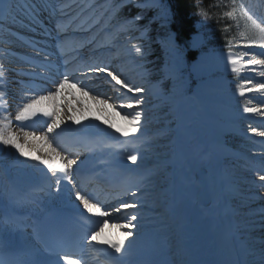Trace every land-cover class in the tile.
Listing matches in <instances>:
<instances>
[{
  "label": "rangeland",
  "instance_id": "1",
  "mask_svg": "<svg viewBox=\"0 0 264 264\" xmlns=\"http://www.w3.org/2000/svg\"><path fill=\"white\" fill-rule=\"evenodd\" d=\"M43 1H45V3L47 2L46 5H41V2ZM69 1L71 4L65 6L64 3ZM124 3L126 2L120 0H14L10 5L16 9V19L12 20L10 18L4 22L0 21V29H2L0 33H4L2 36L5 39H9L16 44L18 42L23 43V41H25L23 37H27L31 40L30 42L32 44H21V46L17 44L18 48H15V46H8L7 43H3L4 46L7 45L5 46L7 49L4 51L0 50V66L2 70H7L14 66V69L33 73L37 76L39 75V79L37 77L32 78L27 74L17 75V85L13 86L17 94L6 96L8 97L6 98V107L9 109V107L15 103L14 107L12 108V111L9 110L10 112H7L6 108L7 113L4 115L1 114L0 121L5 122L4 118L6 116H11V112L12 114L14 112L15 114L18 113L24 105V102L21 101L22 98H34L37 94L36 92L40 89L45 90L49 86H55L54 82L56 80V82H58L63 75L67 74L69 79H74L75 82H77L78 76V79H82L85 76V73L87 74V72L90 71V67L92 66L90 63L92 61L104 59L103 57L100 58L94 56L92 51H95L97 47L101 46H107L110 50L115 49L116 45L111 46V43L114 42L121 45L127 44L126 51L128 54L137 58V61H135L136 64H142L140 67L143 68V71L140 73V83H142V87H144V85H153L155 88H159L161 81L151 82V79L155 74L151 71L149 64L144 61L142 44L140 41H135L137 34L133 33L129 23L126 24L127 21L121 18L117 13L118 9L123 6ZM137 4H142L144 7H137ZM236 4H243L250 8L257 17H264V0H236ZM132 5L138 9H148L151 13L153 23L156 24L157 40L163 47L165 57L161 71L163 73V80L168 83V88L163 94L154 96L146 95L145 93L149 92V87L145 88L147 91L143 93L145 104L142 106L143 116L141 121L143 134H135L138 137L137 139H132L131 137H128L125 140L123 139L121 141L122 147L108 146L111 144L110 137H105V139L108 140L106 146L102 149L103 153L107 152V155H112L115 160H121V164H118L122 166L119 167L120 171L116 169L114 172L121 175L122 179L127 183H130V191L119 193L114 198H109L108 201L111 199V201H115L126 198L125 201L131 202L129 200L132 198L131 192H136L137 196H139L143 191H150L151 196H149V198L146 197L145 200L138 198V202L140 205H143L146 210L152 211L162 207L160 200L163 192H166L163 196L166 197V201L168 202H170L173 195L172 184L176 179V175H174L175 166L173 165V167H170L169 164H171V158L179 147L177 134L180 123V110L178 104L186 98L189 99L191 94L197 89L210 86H205L204 84H213L218 80H225L231 85V93L236 94L234 101H228L234 102L236 109L240 114L244 113L243 108L245 106L260 107L264 109L263 95L258 96L256 93L251 92L246 93L244 97H240L237 90L238 85L247 80L256 83L264 82V79H261L262 77L259 76V72L262 70L260 67H256L254 70L249 69L251 73L243 71L238 74H233L231 73V70L222 68L215 69V72H213L210 77L207 76V78H209L207 83H204L197 78L193 79L192 74L190 77L191 82L182 90L181 98L179 101H171L170 104H173L171 106L166 103L165 100H167L168 96L176 87L174 80L176 72L168 69L169 60L173 58L175 53L178 51L177 53L181 60L186 58L188 67L192 71L197 72L200 70V64L197 62L199 57L206 59L210 58L214 53L226 52L227 50H233L238 53L241 51H248V49L243 47V44H245L246 41L244 40V37L240 35V33L245 30L244 21L242 19L230 18L227 15L228 12L232 11V0H213L212 5L209 6L210 8L206 9L203 7L199 10V18L195 25L196 31L191 36L190 40L184 44L177 39L172 29L173 15L169 0H139L133 1ZM169 9L171 14L169 13ZM90 10H92L91 13H89ZM22 11H25L26 14H23ZM77 11H79V15L74 17ZM261 11H263L262 14ZM0 12L2 11L0 10ZM235 15L239 17L238 12ZM69 18H72V20L69 21ZM20 20H23L25 24L21 23ZM36 20H38L37 22L39 23H37ZM79 20L81 25L75 27V24L79 22ZM1 24H4L5 26L2 27ZM26 27L32 29L31 31H34V34L30 33L29 29H26ZM3 29L5 30L3 31ZM23 29H25L28 34L24 33L22 31ZM51 30L52 32L50 36L47 35ZM72 31L79 32L78 36H75L77 37L76 45L65 49V43L63 44V40L67 41L69 38L67 36H71L70 32ZM105 33L112 34L111 38L115 39V41H102V39L105 38ZM65 34L67 35L64 37ZM89 34H92V37H89ZM229 42H231L230 48ZM134 46L140 47L141 53L139 55L135 53ZM21 47L25 48L22 50L23 56L21 57L30 56L34 60H39L37 62L41 67L26 65L23 61L24 65L19 66L20 68H16L15 64L23 60V58L21 59V57L17 56L14 49L21 50ZM53 47L58 49L63 47V51L60 53V60H64L63 62L66 63L58 62L61 66L58 71L55 69L59 67L58 63L54 62L51 58L47 59V55L51 56V53H54L55 50H53ZM82 47H87V49L85 48L82 50ZM77 49H81L83 52L79 50L78 52L73 53V51H76ZM260 50V48L254 47L252 52H255L257 56L264 59V49H262L263 53H261ZM43 53L47 55H43ZM82 54L85 57L82 58ZM81 61L84 65L78 67L76 64L81 63ZM3 67L5 68L3 69ZM68 68L70 69L69 71ZM78 73H81V75H77ZM88 74L90 75L89 72ZM89 75L86 76L89 77ZM130 75L133 74L129 73V76ZM186 80L187 75H184L183 81L185 82ZM7 83H10L9 79L7 80ZM98 84L99 85L97 86L100 88L102 87V89H104L103 87L106 85L105 81H100ZM234 89L235 91H233ZM113 92L114 94H118L116 90H113L112 93ZM122 103H125V101ZM89 108L91 109L90 111L93 112V108L91 106H89ZM63 110L67 113L66 107H64ZM78 114L79 113H77V115ZM251 117L253 116L250 115L248 119L247 117L240 119L242 134H251L252 128H256L258 131H264V123H259L258 120L255 122ZM44 119L45 117L40 115L37 116L38 122L42 120L46 124L49 123L50 119L47 121ZM30 124H32V127L30 128L31 131L37 136H40L36 132V127H33L35 124L34 121H32V123L30 122ZM12 127L14 128L13 132L19 137L14 123ZM48 135L50 137L49 139L52 140L54 137L55 140L58 141V135L56 132ZM169 135H172L173 145L170 153L166 155L167 144L165 143V138ZM152 136L160 140L157 144V148L149 151L141 150V147L148 145V141ZM255 136L257 137L256 134ZM228 139L229 136L227 135L226 140ZM255 139L264 145V137L258 136ZM100 141L102 142V140ZM20 142L23 143L24 141L20 139ZM37 143H39L40 149L45 145V142L43 141ZM52 145L55 147L56 143H52ZM98 146L99 143L97 147ZM97 147H95L90 154L94 155ZM0 148L3 151L4 146L0 145ZM244 150L247 152L245 153L246 155L256 153L248 147ZM128 154H136L138 156L137 165H132L130 161L126 160V158L125 160L121 159ZM259 157L260 159L258 160H252L249 158H226L224 161L227 166L228 163L230 164L228 169H226V182L230 185L228 188V199L233 196L232 198H235L236 201V210L231 208L233 211H236V217L232 218L237 221V232H240L242 239L247 241L246 244H244L243 250L245 252H252V254L248 256L247 261L249 264H264V251H261L262 243H264V188L260 187L261 182L259 180V176L264 175V156ZM80 159L81 156L79 159L75 157V159L72 160L77 162ZM234 161H236V163H234ZM145 174H147L146 177L143 176ZM184 190L185 187H183L182 194V197L184 196L183 203L186 202ZM152 200L154 201L155 206L150 204V201ZM142 201H145V203ZM115 215L118 214H114V216ZM166 217L167 213L163 211H160L157 216H149L152 221L156 219L152 224V226L155 227L151 228L150 233V236H153V239L147 241L145 247L146 252L140 257H148L150 264H178L176 252L173 251L175 245L173 244V239L171 237L174 232V226L171 224L168 217ZM123 222L124 216L119 220V223ZM165 227H167L166 234L163 236L158 235L156 230L160 232ZM108 231L112 232L114 238L121 237V235H115L118 234V230L116 229ZM129 256L133 259L137 258L133 253Z\"/></svg>",
  "mask_w": 264,
  "mask_h": 264
},
{
  "label": "bare ground",
  "instance_id": "2",
  "mask_svg": "<svg viewBox=\"0 0 264 264\" xmlns=\"http://www.w3.org/2000/svg\"><path fill=\"white\" fill-rule=\"evenodd\" d=\"M6 2L7 0H2V2H0V10L2 11L0 12V21L2 22H4L3 18L5 17V14H7L8 6L5 5ZM46 3L45 1H43L41 2V5H46ZM70 4V1L64 3L65 6H69ZM91 11L92 10H90L89 13H91ZM262 12L263 11H261V14ZM169 13L171 14L170 9ZM78 15L79 11L76 12L74 17H77ZM70 20H72V18H69V21ZM37 21L38 20H36V22ZM79 25H81L80 20L75 24V27H78ZM26 29L29 28L26 27ZM1 30L2 29H0V31ZM31 30L32 29H29L30 33L34 34V31ZM22 31L28 34L25 29H23ZM51 32L52 30L49 31L47 35L50 36ZM78 34V31H72L70 32L71 36H67L69 37L68 40H63V44L65 43V49L74 47L76 45L77 37L75 36H78ZM66 35L67 34H65L64 37ZM111 36L112 34L105 33V38L102 39V41L114 42L115 39L111 38ZM89 37H92V34H89ZM23 38L25 41H23V43L18 42L17 44L19 46H21V44H32L30 42L31 40H29L27 37ZM2 41L4 43H7L8 46H15V48H18V45L16 43L0 36V43ZM116 43L117 42L111 43V46L116 45L115 49L110 50L107 46H101L97 47L95 51H92L94 56L100 58L103 57L104 59L92 61L90 65L95 66L99 64L101 66H108L111 70H114L116 73L120 74L121 79H124L132 83L133 85L142 87V83H140V73H132L134 68H136L137 66H135V61H137V58L135 60H132L130 64L126 66L124 65V63L119 62V57L128 55V52L126 51L127 44L121 45L119 43ZM21 48V50L25 49L23 47ZM62 48L63 47H60L58 49L53 47V50L55 51L53 54L51 53L52 57L48 56L45 53H43V55H47V59L51 58L56 63L62 62L65 64L66 62H63L64 60H60V53L61 51H63ZM85 48L87 49V47H82L81 49L84 50ZM81 49H77L76 51H73V53L78 52ZM0 50H5V47L2 45V43L0 44ZM177 52L175 53L173 58L169 60L168 65L169 70L176 72V75L174 76L176 87L168 96L167 100H165V102L168 104H170L173 100L179 101L182 95V90L191 82L190 77L192 76V74L193 79L197 78L200 81L207 83L209 80L207 76L210 77L211 74L215 72V69L222 68L231 70V65L227 63V54L229 51L214 53L212 56H210V58L206 59L199 57L197 59V62L200 64V70H198L197 72L192 71L188 67L187 59L185 58L184 60H181ZM231 52L234 54L238 53L233 50H231ZM260 52L263 53L262 49L260 50ZM83 57L85 56L82 54V58ZM22 58L23 60L15 64L16 68H18L19 66H23L24 63H26V65H35L36 67H41L37 62L39 60H34L30 56H24L21 57V59ZM249 58L244 59L247 60ZM257 58L261 59L260 56H257ZM58 65L59 67L55 68L57 71L60 70L61 67L60 63H58ZM76 65L78 67H81L84 64H82L81 61V63H78ZM4 68L5 67H3V69ZM249 69L251 68H246L244 71L251 73ZM69 70L70 69L68 68V71ZM0 71H3L4 73V76L0 77V92H4V96L0 97L1 117V114L4 115L9 110L12 111V108L14 107L15 103H13V105H11L9 109L6 107V98H8L6 96L17 94L15 88L13 87L17 85V75L27 74L32 78L37 77L38 79L39 75L37 76L33 73L14 69V66L8 68L7 70H2L0 67ZM88 72L90 73V75L88 74ZM88 72L87 74L85 73V76L82 79H78V76L77 81L85 83L84 85L86 90L91 89V95H99L101 99H108L109 103H122L124 101L126 102L127 99L132 96V94L126 93V91L123 94H114V92L112 93V91L115 89L110 82V78L107 77L106 74H96L90 71ZM129 73H132L133 75L129 76ZM77 75H81V73H78ZM86 75H89V77ZM184 75H187V80L185 82L183 81ZM8 79L10 80V83H7ZM61 79H63V77H61L60 80ZM261 79H264V77H262ZM70 81L75 83L74 79H71ZM100 81H105L106 85H104V89L97 86L99 85L98 82ZM55 82L54 85L56 86ZM204 85L210 86L197 89L194 93L191 94L189 99L186 98L184 101L178 104V108L180 110V123L178 126L177 134L179 147L171 158V163L175 166L174 175H176V179L172 184L173 195L172 199L167 205L168 211H165V213L171 215L170 219L174 220V232L171 236L173 239V244L175 245V249L173 251L176 252L178 264H248L246 252L243 250L245 242L239 236V232H237V221L232 218L235 217V214L231 209L232 206L230 205L228 199V188L230 185L228 182H226V169L224 167V160L227 157L260 159L259 156L263 157L264 152L259 151L252 155H246L245 153L247 152L245 151L231 149L226 144V136L233 132L243 133L241 132V118L247 117L248 119L251 115L253 116L251 118H253L255 122L256 120H258L259 123H264V116L258 115L256 113L245 112L243 114H240V112L236 109V105L234 104V102L228 101H234L236 96V94L231 93V85L230 83H228V81L218 80L213 84L208 83ZM55 86H49L45 90L40 89L36 92V96L47 94L49 90L55 91ZM71 91H74L76 98L70 96L68 91L66 90L64 93V97H66L67 99L61 98L60 100H58V103L61 105L62 109L66 107L67 100H72L74 107H82V105L78 103L77 98L79 100H83L85 103H87L88 106H91L93 108V112L89 111L90 113L84 112L77 115V118L81 121L79 125L67 121V113L63 110L61 112V115L64 117L65 123H62L60 128L54 131L58 135L59 142L54 139L53 143H56L55 147L57 148V151L61 152L65 157L64 162H66L68 158L75 159V157H77V159H79L81 156V159L78 160L71 169H69V172L72 176V184H69L66 179H62L60 180V184L57 185V176L61 173L57 172V175L53 177L50 173H48L47 169L43 165H38L32 160L20 156L15 149L11 148V146H4L3 151L0 148V209L5 208L7 205L6 203H10V198H12V195L20 194L18 187L11 188L8 185L6 179L9 176L18 177L20 186L26 185L38 187L44 184L49 190L56 192V194L60 196L64 202H68L70 205L76 206L81 212H83L82 205H80L74 197V179H76L75 181L80 182V186L78 184H75L76 189L82 191L85 186H87V183L88 185H94L92 184L91 179L86 180L87 175L91 174L92 176H95V179L98 180V178H100V175H105L107 172H111L113 170L112 168L120 171L119 167L122 166L118 164H121V160H115L112 155H107V152L103 153L102 148L106 146V142L108 140L105 139V137H110L111 144H109L108 146L117 147H122L121 141L123 139L125 140L126 138L120 133H115L114 129H109L107 125L102 123V121L104 119V116L107 115L111 122L115 123L119 127L126 128L127 125L125 121L121 120L120 116L116 115V113L111 109H107L102 114L97 109L104 108L103 105H97L93 101L87 99L86 97H83L80 92L76 91V89H72ZM254 93H256V95L258 96H264V92ZM30 100L31 99H27L26 97L21 99L24 104L30 102ZM46 103L50 104L51 102ZM170 105L172 106L173 104ZM6 108L7 112L5 111ZM15 116V112L13 114L11 112V116H6L8 120H12V123H10L9 126L10 131L13 132L14 128L12 126L14 123L18 132L17 134L23 141L24 131L32 132L30 129L32 127V124H30V122L32 123V121H34L35 123L33 127H36L35 129L37 130L36 132L38 133V135L41 136L47 133V124L42 120L38 122L37 116L24 122L16 121ZM97 117H100V119L97 120ZM44 120L47 121L49 120V118L45 117ZM5 122L7 123L6 120ZM50 122L51 121H49V123ZM22 124L23 131L21 130ZM24 124H27L28 127H25ZM247 136L254 139L258 137V135L256 137L253 133ZM100 140H102V142ZM98 143L99 146L97 147ZM30 147L37 148L39 147V143H32L30 144ZM95 147H97L95 154H90V152L94 150ZM48 151L49 149L47 147V144L45 143L41 151H37L36 154L45 156ZM121 159L124 160L125 157L123 156ZM52 162L54 165L64 163L58 158H54ZM99 167L101 168L99 172L94 174L91 173ZM6 169H8V172H6ZM201 169L206 170V176L208 178L207 187H204L196 176ZM143 176L146 177L147 174ZM98 184L99 182L94 185V188H97L96 186H98ZM112 185L117 189L110 192H107L105 188L101 187L102 192L105 191L106 194L108 193L106 196H102V199H106V197L111 196L112 194L115 195L116 193L121 191V189L118 188H120L121 185H125V182L124 180L114 181ZM128 187H130V184L127 186V188ZM183 187H185V203H183L184 196L182 197ZM101 188L99 189V192H101ZM206 189L210 191L211 199L209 203L204 204L203 198L205 196ZM164 194L165 193H163V195ZM149 196H151L150 191H143L139 196L132 197L129 200H138V198H142V200H145L146 197L149 198ZM125 199L126 198H122V200H117V202H106V200H104L102 206L117 205L119 202L125 201ZM142 202L145 203V201ZM150 204L152 206H155L153 200L150 201ZM135 211L139 219L134 223H138L139 228L135 230L137 232V236L134 241V247L131 253L135 254L137 258L133 259L128 255L123 260L118 261V264H124V261H128V264L148 263V257L140 256L142 254L144 255L146 252L145 247L147 241L153 239V236H150V233L151 228L155 227H153L152 224L156 219L152 221L150 220L149 216H157L160 211H164V209L159 208L148 211L144 208L143 205H141ZM122 218L123 215L120 214L113 216V220H116L117 222H119V220H121ZM106 229L101 239H109L112 241L123 239L121 235V229H116L113 227H108ZM115 229L118 230V234L115 235H121V237L114 238L112 232L108 231H113ZM27 231L28 230H26L25 232ZM156 231L158 232V230ZM32 238L34 240L33 235ZM125 243H127V241ZM95 245H99L103 249L111 252V249L107 245L96 244L95 242H93V246ZM261 248V251H264V243H262Z\"/></svg>",
  "mask_w": 264,
  "mask_h": 264
},
{
  "label": "snow or ice",
  "instance_id": "3",
  "mask_svg": "<svg viewBox=\"0 0 264 264\" xmlns=\"http://www.w3.org/2000/svg\"><path fill=\"white\" fill-rule=\"evenodd\" d=\"M0 2H2V0H0ZM137 7L144 6L142 4H137ZM237 12L239 13V17L235 15ZM7 13L12 20L16 19V9L11 5L7 9ZM227 15L230 18L242 19L244 21L245 30L242 31L240 35L244 37V40L246 41V43L243 44V47L248 49V51H241L235 54L229 50L227 54V63L231 65V73L238 74L243 72L246 68L254 70L256 66H259L262 69L259 72V76L264 77V59L257 58V54L252 52L254 47L264 49V17H257L250 8L243 4H236V0H232V11L228 12ZM142 18L143 17L141 15L137 16L135 19L139 20ZM230 46L231 42H229V48ZM135 53L137 55L141 53L140 47H135ZM249 56V59H244V57ZM90 72L96 74H106V76L110 78V82L118 93L123 94L126 91V93H131L132 96L129 97L125 103H109L108 99H101L99 95H91V89L86 90L83 82L77 81L74 83L70 81L69 76L65 74L63 75V79L56 82L55 91L49 90L47 94L37 95L32 98L30 102L23 105L15 116L16 121L20 122H24L38 115L49 118L51 122L46 125L47 133L37 136L34 132L24 131V142L21 143L20 138L14 132L10 131L9 126L11 121L5 117L4 119L7 123L0 121V145L11 146V148L15 149L20 156L30 159L38 165H43L47 169L48 173H50L53 177L57 175V172L63 174V178L66 179L69 184H72V176L69 169L76 164V161L67 159L64 163L54 165L52 162L54 158L64 161L65 157L61 152L57 151L56 147L52 146L55 138L53 137V139L50 140L48 135L53 133L56 129H59L62 123H65L64 117L61 115L63 109L58 103V100L61 98L67 99L64 97L66 90L70 96L76 98L75 93L71 91L72 89H76V91L80 92L83 97L93 101L95 104L103 105L104 108L97 109L102 114L107 109H111L116 113V115H119L120 119L125 121L127 125L126 128L119 127L115 123L111 122L109 117L105 115L102 123L107 125L109 129H114L115 133H120L125 138L131 137L132 139H137L138 137L135 134H143V126L141 123L143 112L141 109L145 104L143 93L147 90L141 86L133 85L132 83L121 79L120 74L111 70L108 66H101L97 64L90 67ZM3 76V71H0V77ZM237 90L240 97H244L246 93L264 92V82L253 83L251 80H247L238 85ZM2 96H4V92H0V97ZM77 100L82 107H74L72 100H67V121L79 125L81 121L77 118V113L82 114L90 111L91 109L83 100H79L78 98ZM46 102L51 103L48 104ZM243 112L256 113L264 116V109L260 107L245 106L243 108ZM96 119L99 120L100 117H97ZM21 130L23 131V124L21 126ZM251 132L260 137H264V131H258L256 128H252ZM40 141L45 142L49 149L45 156L36 154L37 151L41 150L39 147H30V144ZM126 160L130 161L132 165L138 164V156L136 154H128L126 156ZM259 180L261 182L260 187L264 188V175H260ZM56 183L59 185L60 179H57ZM73 190L75 200L82 205L83 212L81 215L86 213L87 215H84V219L94 224V228L85 236L87 244L91 246L93 245V242H95L96 244L107 245L111 249V252L109 253L111 264H116V262L121 261L130 255L137 236V232L135 230L139 228V224L134 223L139 219L135 211L141 206L138 200L133 199L131 202L121 201L118 205L102 206L103 202L94 199L86 192L76 189L75 185H73ZM131 196L136 197L137 193L131 192ZM114 214L123 215L124 222L119 223L116 220H113ZM5 223L8 224L10 222L5 221ZM108 227L121 229L123 239L117 241L101 239L105 229ZM126 241L127 243H125ZM56 255L63 261V264H81L79 259L72 258L68 254L56 253Z\"/></svg>",
  "mask_w": 264,
  "mask_h": 264
},
{
  "label": "trees",
  "instance_id": "4",
  "mask_svg": "<svg viewBox=\"0 0 264 264\" xmlns=\"http://www.w3.org/2000/svg\"><path fill=\"white\" fill-rule=\"evenodd\" d=\"M97 1V0H96ZM118 1V0H117ZM123 1V0H120ZM139 0H131L130 4L124 5L119 8L117 13L121 18L128 21L133 33L138 34L142 29L149 30V35L146 39L141 41L144 61L149 64L151 71L155 74L151 79L152 82L163 80V73L161 71L164 63V51L163 47L157 40L156 36V24L152 21L151 13L148 9H138L133 7L132 2ZM172 9V29L177 39L182 43H187L191 36L195 33V25L199 18V10L203 7L210 8L213 0H169ZM142 19L136 20L137 16H141ZM222 41V40H221ZM220 41V42H221ZM166 89L168 83L166 82ZM151 137V136H149ZM160 140L152 136L148 141V145L141 149L145 151L155 150ZM167 144L166 155L171 151L173 145L172 135L165 138ZM228 145L233 149H263L262 145L258 142L252 141L240 134H233L230 137Z\"/></svg>",
  "mask_w": 264,
  "mask_h": 264
},
{
  "label": "water",
  "instance_id": "5",
  "mask_svg": "<svg viewBox=\"0 0 264 264\" xmlns=\"http://www.w3.org/2000/svg\"><path fill=\"white\" fill-rule=\"evenodd\" d=\"M197 178L198 180L201 182V184L204 186V187H207V183H208V178L206 176V170L205 169H201L198 173H197ZM8 182L10 183V185L12 186H17L18 185V179L16 178H9L8 179ZM211 199V193L208 189H206V192H205V196L203 198V202L204 204H207L209 203Z\"/></svg>",
  "mask_w": 264,
  "mask_h": 264
}]
</instances>
